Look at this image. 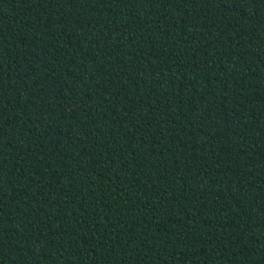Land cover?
Wrapping results in <instances>:
<instances>
[{
  "label": "trees",
  "instance_id": "16d2710c",
  "mask_svg": "<svg viewBox=\"0 0 264 264\" xmlns=\"http://www.w3.org/2000/svg\"><path fill=\"white\" fill-rule=\"evenodd\" d=\"M0 264H264V0H0Z\"/></svg>",
  "mask_w": 264,
  "mask_h": 264
}]
</instances>
